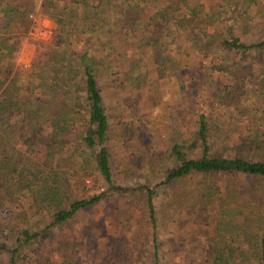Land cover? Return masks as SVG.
<instances>
[{"label":"rangeland","instance_id":"1","mask_svg":"<svg viewBox=\"0 0 264 264\" xmlns=\"http://www.w3.org/2000/svg\"><path fill=\"white\" fill-rule=\"evenodd\" d=\"M103 2H118V10L124 9L119 12L123 20L119 25L112 18V23L102 22L93 35L82 31L68 36L72 24L61 26L55 16L77 13L75 25L83 27L84 2L0 0V80L4 87L14 81L27 99L41 94L37 103L58 107L66 88L47 93L42 81L55 76L54 70H49L52 64H66L59 54L68 42L71 51L88 52L89 57L111 62L109 67L98 66L110 124L105 144L116 182L136 187L112 190L93 167L86 175L81 172L84 180L76 185L62 167L64 161L57 163L54 172L70 179L73 196L103 192L102 200L25 242L18 264H156V238L160 264H215L205 256L206 234L194 184L187 180L168 185L161 182L178 164L172 152L175 143L189 144V156L201 152L195 135L200 113L207 112V121L215 126L225 122L244 126L257 121L264 108V48L242 55L221 41L232 36L246 44L264 40V0ZM103 9L112 16L107 5ZM146 10L154 20H147ZM110 27L118 29L111 32ZM64 35L67 42L60 46ZM78 81L82 82L81 76ZM62 82L58 78L55 86ZM241 110L247 112L246 117L239 114ZM5 128H0V189L10 191L7 201L12 202L0 209V238L13 246L18 244V234L9 233L7 228L14 222L34 221L28 194L37 189L28 188L29 179L14 180L12 176L16 171L30 174L28 160L36 150L22 143L10 127ZM74 133L67 136L70 148L88 150ZM76 167L73 164L71 171ZM245 182V178L239 179L240 186ZM144 184L155 191V219L149 213L147 190L137 189ZM41 214V225L33 224L32 232L52 220L45 211ZM2 217L13 221L1 223ZM193 219L199 226L192 224ZM229 244L236 250L238 243L230 240ZM10 258L9 251H0V264H9Z\"/></svg>","mask_w":264,"mask_h":264},{"label":"trees","instance_id":"2","mask_svg":"<svg viewBox=\"0 0 264 264\" xmlns=\"http://www.w3.org/2000/svg\"><path fill=\"white\" fill-rule=\"evenodd\" d=\"M75 1L84 2L86 6L83 27L75 25L79 18L77 13L65 18L60 17L62 13L55 16V21L61 26L72 24L71 27L68 26L67 30L71 31L70 34H66L68 36H76V32L82 31L93 35L101 27L102 22L105 25L112 23L110 22L112 18L116 25L123 21L119 12H123L124 9L118 10L121 6L118 2ZM103 5H107L109 10L112 9L111 17H108ZM64 13L65 11L63 15ZM149 13L146 10L147 20L150 17L153 19ZM117 29L110 27L108 31L113 32ZM64 42H67L65 35L59 40L60 46ZM221 44L242 55L254 48H264V40L246 44L238 36L225 38ZM70 46L68 42L63 48L65 53L60 50L59 54L66 59V64H52L49 70H54L55 76L46 77L42 81V89L47 93H51V90L57 87L66 88L62 94V104L58 107H44L41 102L37 103L42 97L41 94L36 98L27 99L20 87L15 86L14 81H10L4 87L5 82L0 80V89L3 88L0 94V128L5 130V127H10L9 131L18 135L22 143L36 150L35 156L28 160L30 174L16 171L17 174L12 176L14 180L29 179L28 188L35 187L37 191L29 190L28 194L34 221L30 223L23 221L22 224L14 222L12 224L14 226L7 228L9 233L18 234V244L11 246L0 238V251L6 250L11 254L9 264H18L20 247L25 242L62 225L83 209L94 207L102 200L103 192L73 196V193L69 192L70 179L66 176L62 178L58 172H54L57 171L55 170L57 163L61 165L60 162L64 161L62 167L68 170L76 185L80 180H84L81 172L84 171L86 175L93 167L105 179L110 189L118 191L136 189L116 182L110 152L105 144L110 124L104 105V95L98 81L100 73L98 66L104 64L109 67L111 62L89 57L88 52L81 54L75 50L71 51ZM80 76L82 82L78 81ZM58 78L63 82L55 86ZM51 80L52 82H49ZM239 114L247 116L246 111L241 110ZM208 116L207 112L199 114L200 125L195 133L201 142V152L189 156L187 154L191 148L189 144L175 143L172 152L176 155L178 164L169 170L161 184L168 185L178 180H187V183L194 184L195 197L201 205L200 218L206 234L205 256L208 260L215 264H264V108L256 116L257 121L254 120L244 126H233L229 122L215 126L207 121ZM82 123L84 127L81 126ZM71 133L77 135L87 145L88 150L80 152L79 149H71V139L67 137ZM73 164L77 167L71 171ZM241 178L246 179L243 186L239 185ZM38 182L41 185L39 187ZM139 188L147 190L149 213L152 219H155L157 211L154 203L155 191L145 184L137 187ZM9 194L10 191L0 189V209L7 202H12L7 201ZM180 197L184 199L185 194L181 193ZM42 211L48 213L52 220L32 232L33 224L41 225ZM12 221L3 217L1 219V223L6 224ZM192 224L195 227L199 226L194 219ZM230 240L238 243L236 250L229 244ZM158 248L156 238V264H160Z\"/></svg>","mask_w":264,"mask_h":264},{"label":"built area","instance_id":"3","mask_svg":"<svg viewBox=\"0 0 264 264\" xmlns=\"http://www.w3.org/2000/svg\"><path fill=\"white\" fill-rule=\"evenodd\" d=\"M31 17H34V15L33 14H31ZM35 22V21H34ZM33 29H35V23L33 24V26H32V30Z\"/></svg>","mask_w":264,"mask_h":264}]
</instances>
